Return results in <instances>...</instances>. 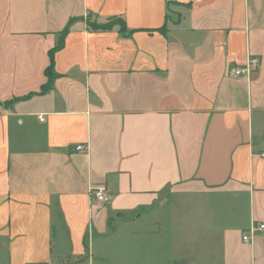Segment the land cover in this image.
Returning a JSON list of instances; mask_svg holds the SVG:
<instances>
[{"label":"crops","instance_id":"0c3cea01","mask_svg":"<svg viewBox=\"0 0 264 264\" xmlns=\"http://www.w3.org/2000/svg\"><path fill=\"white\" fill-rule=\"evenodd\" d=\"M0 103V264H264V0H0Z\"/></svg>","mask_w":264,"mask_h":264},{"label":"built area","instance_id":"2783aa9c","mask_svg":"<svg viewBox=\"0 0 264 264\" xmlns=\"http://www.w3.org/2000/svg\"><path fill=\"white\" fill-rule=\"evenodd\" d=\"M259 66V59L250 57L246 64L241 67H232L229 70V76L238 78L250 74L252 71L257 69ZM77 151H84L85 146H77ZM264 157V154L262 155ZM89 196L91 201L98 203L105 202L107 199V187L104 184H100L89 188ZM264 235V223L258 222L253 224L246 232L242 235V241L245 243H251L254 237L257 235Z\"/></svg>","mask_w":264,"mask_h":264},{"label":"trees","instance_id":"16d2710c","mask_svg":"<svg viewBox=\"0 0 264 264\" xmlns=\"http://www.w3.org/2000/svg\"><path fill=\"white\" fill-rule=\"evenodd\" d=\"M86 23H87V29L89 31H106V30L113 29L115 26L119 27V31L121 33H124L126 31L125 23H124L123 19L120 17H114V18L108 19L107 21H105L103 23L96 22V21L92 20L91 18H87ZM67 31H68V27H66L62 31V33L60 35L61 38H60L58 44L55 46L54 49H52L49 52L50 65L45 71V76L47 77V83L45 85H43L41 92H44L46 89H48L51 86L52 81H53L54 77L56 76V74L54 73V69H53V53L62 47V38L66 35ZM1 104L2 103H0V105Z\"/></svg>","mask_w":264,"mask_h":264},{"label":"rangeland","instance_id":"374dc122","mask_svg":"<svg viewBox=\"0 0 264 264\" xmlns=\"http://www.w3.org/2000/svg\"><path fill=\"white\" fill-rule=\"evenodd\" d=\"M157 214H153V216L154 217H160L161 219H163V211H161V212H158V211H155ZM144 220L142 219L140 222H143ZM138 237H144L143 235H140V236H138ZM163 237V236H162ZM112 247L111 246H107V245H100V246H98L97 247V249H98V253H101V252H103L104 254L106 253V261L105 262H97L96 260H95V262H94V264H118V262H115V259H114V257H113V255H112V253H111V251H112V249H111ZM101 251V252H100ZM107 254L109 255V257H107ZM115 262V263H114ZM80 264H90L88 261H85V262H83V263H80Z\"/></svg>","mask_w":264,"mask_h":264}]
</instances>
